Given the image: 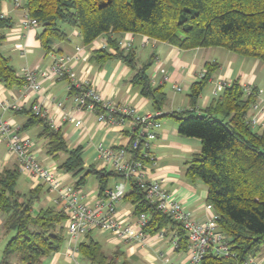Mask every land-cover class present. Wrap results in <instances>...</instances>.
<instances>
[{
    "label": "trees",
    "instance_id": "16d2710c",
    "mask_svg": "<svg viewBox=\"0 0 264 264\" xmlns=\"http://www.w3.org/2000/svg\"><path fill=\"white\" fill-rule=\"evenodd\" d=\"M21 7L41 28L38 40L46 54L54 41H68L66 28L77 30L84 47L105 38L106 48L92 52L90 60L98 66L111 59L122 61L134 72L130 83L151 101L156 112H161L166 101L163 86L151 84L148 65L137 67L134 49L120 50L119 40L113 35H141L182 50L222 48L264 64V0H24ZM11 26L12 22L0 11V48ZM217 69L216 63L204 65L203 78L189 88L191 106ZM0 84L6 89L25 84L1 51ZM256 101L255 89L246 95L245 88L233 81L200 113L192 108L156 118L172 117L178 135L200 141L199 153L184 164L185 178L189 182L199 180L206 187L205 204L217 216L220 232L230 239L229 256L218 258L207 252L200 264H244L264 251V130L256 132L248 121V113ZM15 112L29 116L21 130L33 125L41 127L37 137L45 140L47 155L54 160L60 154L66 156L58 170L78 178L72 185L74 189L79 190L91 175L98 182V196L102 199L109 180L123 179L120 173L111 170L85 169L82 149H69L61 132L33 114L31 106ZM142 148L140 145L134 151L135 156L141 155ZM18 178L17 166L0 172L2 229L4 236L10 235L2 249L0 264H41L61 251L66 216L55 207L33 212L41 187L19 193ZM127 187L123 200L132 204L133 215L148 216L143 232L156 236L164 229L165 237L177 239L173 251L185 253L188 241L181 225L150 204L138 184L129 181ZM90 234L83 236L77 245L79 260L88 264H130L119 251L105 254Z\"/></svg>",
    "mask_w": 264,
    "mask_h": 264
},
{
    "label": "crops",
    "instance_id": "0c3cea01",
    "mask_svg": "<svg viewBox=\"0 0 264 264\" xmlns=\"http://www.w3.org/2000/svg\"><path fill=\"white\" fill-rule=\"evenodd\" d=\"M20 6H15L14 0L1 2V14L12 22L10 29L5 32V41L0 48L1 53L7 57L20 76L23 68L39 69L49 67L53 60L60 55H73L75 47L82 46L76 29L65 31L68 41H54L49 53L41 48L38 36L40 27L23 30L21 20L24 15V0H18ZM119 41H132V49L135 51L137 67L148 65L147 75L153 86H163L166 101L161 112H156L149 99L140 95L139 90L132 86L130 80L134 72L118 59H111L98 66L90 60L92 52L98 50L101 38H98L90 46V52L72 65L75 78L87 81L107 100L117 104H130L137 111V115L147 114H171L179 110H191L198 113L203 111L216 98L212 95L214 85L219 83L230 84L237 81L243 88L255 89L258 93L257 100L264 104V64L256 59L237 56L222 48H196L182 50L177 47L147 38L141 35L118 34L113 35ZM113 54V51H110ZM206 63L218 64V69L212 75L208 85L202 91L194 106L189 103L188 93L190 86L198 79L197 76L204 71ZM174 86L181 91L174 90ZM67 81H46L42 83L41 90L37 93H24L22 87L13 86L10 89L0 84V104L18 103L22 110L26 111L32 104H40L46 111L56 129L62 134L69 149L80 147L85 169L111 170L108 163L97 158L96 149L100 145L103 148H116L126 146L128 138L125 131L118 127H106L98 124L94 113L76 112L72 108L71 101L67 98ZM222 90H220L217 94ZM61 102L59 108L57 103ZM254 113L250 110L248 117ZM0 118L17 128L18 132L32 141V151L40 165L46 170L54 172L57 189L50 188L42 181H34L26 176L19 175L16 191L26 194L29 190L41 187L38 200L33 205V212L46 207L62 208L57 203L58 191L67 185H73L78 178L58 170L66 156L60 154L57 160L45 152V140L38 138L41 127L33 125L27 130H21L29 116L26 113H17L12 110L3 112L0 108ZM74 119H80L82 125L76 128ZM160 128L157 138L152 142L151 153L154 163L150 165V177L162 179L164 188L176 200H178L192 218L203 221L212 209L205 204L206 187L199 181L189 182L185 178V162L190 160L200 151V141L193 138H185L177 133V123L172 117H160ZM259 124L253 128L256 132L264 130V110L258 116ZM17 166L16 158L8 152L5 139L0 137V172L5 168ZM91 176V175H89ZM85 183L79 191L83 200L94 203L99 200L98 182L93 187H87ZM93 177V176H92ZM97 181V180H96ZM119 179L109 180L108 188L114 186ZM117 214L121 220L133 223L136 216L133 215V206L129 201L121 200L117 205ZM3 216L0 214V240L3 239ZM65 226V225H64ZM105 254L121 252L124 259L130 264H188L182 253H176L170 248L169 237L158 239L151 236L144 246L124 243L105 231L95 230L90 234ZM65 239L59 253L44 259L43 264L72 263L64 257V252L72 244ZM82 238H80L81 241ZM79 241V242H80ZM260 264H264V251L255 257ZM80 264H88L79 260ZM41 263V264H42Z\"/></svg>",
    "mask_w": 264,
    "mask_h": 264
},
{
    "label": "built area",
    "instance_id": "2783aa9c",
    "mask_svg": "<svg viewBox=\"0 0 264 264\" xmlns=\"http://www.w3.org/2000/svg\"><path fill=\"white\" fill-rule=\"evenodd\" d=\"M14 4L20 6L18 0H14ZM35 27H38V23L25 12L21 20V28L28 30ZM146 40L147 37H145ZM100 41L98 49L106 48V39L101 38ZM90 46L75 47L73 55H60L47 68H23L20 74L25 82L22 87L24 93L39 92L42 83L46 81L66 80L68 84L67 98L71 101L74 111L94 113L98 124L121 128L127 133L128 143L131 142L130 148L127 143L126 146L116 148H103L99 145L96 149L97 158L101 159L104 164L108 163L111 171L118 172L123 176L121 181L104 191V198L91 204L87 203L83 200L80 191L74 189L72 185L64 186L58 191L57 203L66 216V235L72 243L64 252V257L74 264H80L77 248L80 238L95 230L112 234L124 243L140 246L148 243L151 236L143 232L148 221L147 215L140 214L136 217L135 222L127 223L121 220L117 214V205L126 196L129 181L138 184L145 199L153 204L158 211L181 225L188 241L187 251L182 254L188 264H200L207 252L218 258L229 256L230 239L220 232L216 223L217 216L213 211L203 221L194 220L190 212L166 191L162 179L150 177V165L142 161V159H147L149 162L154 160L150 150L152 142L159 134L160 122L156 119L159 114L139 116L136 109L130 104L111 102L105 99L89 82L75 78L72 65L89 54ZM118 47L120 50H128L132 47V41H119ZM203 76L204 72H201L197 79L199 80ZM226 85L229 84L214 85L212 95L217 97L218 92ZM173 88L177 92L181 91L180 87L174 86ZM250 91L249 88H245L246 95H249ZM56 106L60 108L61 102ZM0 108L3 112L19 111L22 106L18 103H4L0 104ZM31 110L33 114L44 119L51 128L56 129L55 122L48 118L40 104H32ZM250 110L254 115L248 117V121L251 127L255 128L259 124L258 116L263 113L264 104L257 100ZM73 124L76 128H80L82 121L74 119ZM0 137L5 139L8 152L15 156L19 175L34 181H42L52 189L59 187L54 172L43 168L35 157L31 139L20 134L17 128L10 125L9 122L3 121L2 118H0ZM140 145L143 147L139 156L141 159L134 153ZM165 234L166 230L163 229L156 237L164 239ZM169 243L172 250L177 247L176 238H172ZM244 264L260 263L256 258H249Z\"/></svg>",
    "mask_w": 264,
    "mask_h": 264
},
{
    "label": "rangeland",
    "instance_id": "374dc122",
    "mask_svg": "<svg viewBox=\"0 0 264 264\" xmlns=\"http://www.w3.org/2000/svg\"><path fill=\"white\" fill-rule=\"evenodd\" d=\"M68 30H69V28H67V31H68ZM71 30H72V29H70V31H71ZM257 97H258V93H257ZM96 182H97V181H96V179H95L94 177L89 176L88 179H87L86 186H87V187H93V185H95ZM9 237H10V235H6L3 239L0 240V259H1V252H2V249H3V247H4L6 241L8 240ZM67 239H68V237H67ZM47 260H49V259L47 258ZM42 264H43V263H42ZM61 264H67V263H63V262L61 261ZM68 264H72V263H68Z\"/></svg>",
    "mask_w": 264,
    "mask_h": 264
}]
</instances>
